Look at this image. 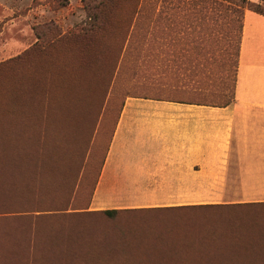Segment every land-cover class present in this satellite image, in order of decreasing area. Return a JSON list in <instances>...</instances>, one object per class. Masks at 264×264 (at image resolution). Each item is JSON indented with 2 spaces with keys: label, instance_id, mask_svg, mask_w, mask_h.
<instances>
[{
  "label": "rangeland",
  "instance_id": "obj_1",
  "mask_svg": "<svg viewBox=\"0 0 264 264\" xmlns=\"http://www.w3.org/2000/svg\"><path fill=\"white\" fill-rule=\"evenodd\" d=\"M236 5L237 0H0V81L25 92L38 88L44 107L36 124L46 125L45 109L56 104L63 115L60 130L53 122L37 134V147L50 152H22L16 160L25 168L17 174L15 160L0 155V229L22 241V249H14L23 253L20 264H52L55 258L61 264H264V204L112 217L87 211L115 108L126 97L230 102L248 10ZM46 91L53 94L49 100ZM27 121L32 127L33 120ZM23 127L30 136L32 128ZM34 155L55 165L47 178L53 184L39 180L50 164L35 170ZM12 185H21L22 192L10 194ZM240 194L236 188L203 191L222 197L211 199L220 204Z\"/></svg>",
  "mask_w": 264,
  "mask_h": 264
},
{
  "label": "crops",
  "instance_id": "obj_2",
  "mask_svg": "<svg viewBox=\"0 0 264 264\" xmlns=\"http://www.w3.org/2000/svg\"><path fill=\"white\" fill-rule=\"evenodd\" d=\"M115 109L87 211L264 203V16L243 12L226 106L129 96ZM233 188L229 204L203 195Z\"/></svg>",
  "mask_w": 264,
  "mask_h": 264
},
{
  "label": "trees",
  "instance_id": "obj_3",
  "mask_svg": "<svg viewBox=\"0 0 264 264\" xmlns=\"http://www.w3.org/2000/svg\"><path fill=\"white\" fill-rule=\"evenodd\" d=\"M257 1L259 3H252L251 0H237L236 8L247 7L248 10L256 14H259L261 16H264V0H257ZM21 88L22 87L21 86L19 87V85H12V87L9 88L4 81H0V155L1 154H5L6 156L9 155L8 156L9 159L15 160V162L12 161L11 164L13 165L11 167H13L12 169L15 174H17L15 171L18 172L19 170L21 171L23 168H25L24 165L22 166V164L16 160L18 155H22L21 153L24 151L25 152L30 151L29 154L36 155L37 152L41 150L39 151L41 153L47 146L43 147V149L37 147V143H36L37 134L47 129V127L48 128L52 127L54 125L53 122L60 130L62 128L60 121L62 120V116H63L62 107L56 104L54 108L45 109L46 125L41 126L40 124L39 125L36 124L35 122L38 120L40 116V111L42 110V107H44L42 104L43 102L40 101V95H39L40 91H38V88H35L36 89L35 91L31 90L25 92L22 91ZM45 94L47 95L48 100L52 98L53 94L50 91L48 92V94L46 91ZM64 98H68V95H66ZM230 102H228L227 104H229ZM227 104L222 106H226ZM27 110L28 111L31 110V112L29 111L30 114H25L26 113L25 111ZM27 119L33 120L32 127L30 126V122H28ZM24 125H28L29 129L32 128L33 131H31L30 136H28L29 133H27L25 128L23 127ZM67 132H69V129H67ZM45 152L47 153L50 152V148L47 149V151ZM35 155L31 160V163H33L31 165L32 167L35 168L36 165L40 164L41 168H44L43 170H45L46 166L48 168L49 167L48 165L50 164V168L48 169V174H46L44 178H40L39 180L42 179V182L44 181L48 185L53 184L52 183L53 179L52 178L47 179V178H50L51 176L49 175L57 171L55 165H52L53 163L51 161H48L47 158L36 159ZM16 178L21 182L22 179L21 174H18ZM44 179H47V182ZM25 181H27V179ZM36 182L37 179L35 182H32V184H35ZM3 187L4 186L2 184V181H0V188ZM22 190L23 188L21 187V185L20 186L12 185L8 187V192L13 195H17V193L20 194ZM255 205H259V204H245V205H232V206L248 207ZM216 206H221V205H216ZM205 207H213V206H205ZM183 208H187V207H183ZM102 213L108 217H112L113 215L118 214L117 211H103ZM14 234H15L14 231L0 229V264H20V259L23 257V253H21L20 250L16 251L14 249H22V241L20 240V238L13 239L12 237L14 236ZM55 259L56 260L52 264H61L59 259L57 258Z\"/></svg>",
  "mask_w": 264,
  "mask_h": 264
},
{
  "label": "bare ground",
  "instance_id": "obj_4",
  "mask_svg": "<svg viewBox=\"0 0 264 264\" xmlns=\"http://www.w3.org/2000/svg\"><path fill=\"white\" fill-rule=\"evenodd\" d=\"M170 250H171V249H170ZM170 250H169V251H170ZM175 250H176V249H175ZM166 251H167V250H166ZM171 251H172V250H171ZM176 251H177V250H176ZM154 252H155V250H154ZM174 253H175V252H174ZM163 254H165V253H163V251H162V254H161V255L163 256ZM169 254H170V253H169ZM169 254H168V255H169ZM159 255H160V254H159ZM165 255H166V254H165ZM168 255H167V256H168ZM171 256H172V255H171ZM176 256H177V255H176ZM176 256H175V259H176ZM163 257H164V256H163ZM163 257H162V258H163ZM164 259H165V258H164ZM169 259H171V258H169ZM165 260H166V259H165ZM173 260H174V259H173ZM168 261H169V260H168Z\"/></svg>",
  "mask_w": 264,
  "mask_h": 264
}]
</instances>
